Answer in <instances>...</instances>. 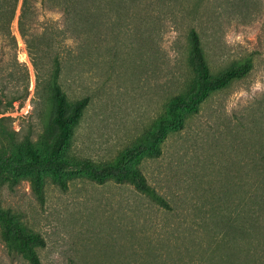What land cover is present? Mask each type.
<instances>
[{
    "label": "rangeland",
    "instance_id": "1",
    "mask_svg": "<svg viewBox=\"0 0 264 264\" xmlns=\"http://www.w3.org/2000/svg\"><path fill=\"white\" fill-rule=\"evenodd\" d=\"M102 2V27L90 38L96 50L85 51L81 61L72 53L77 35L53 2L29 4L25 35L22 0L11 22L8 10L0 17V205L45 238L38 249L42 264H188L198 257L187 251L188 230L195 241L209 239L199 223L211 208L212 191L228 177V165L244 150L236 131L250 110L264 104V0ZM192 29L201 35L212 75L248 58L253 68L212 92L183 129L158 140L160 156L141 152L135 159L170 208L129 183L112 176L100 181L67 163L66 155L117 160L166 115L172 96L195 88ZM56 58L70 102L89 96L90 103L53 158L45 142L51 145L58 133L47 87ZM28 140L46 151L39 166L43 200L32 188L31 167L18 164L32 160ZM0 264L31 263L10 253L0 234Z\"/></svg>",
    "mask_w": 264,
    "mask_h": 264
},
{
    "label": "trees",
    "instance_id": "2",
    "mask_svg": "<svg viewBox=\"0 0 264 264\" xmlns=\"http://www.w3.org/2000/svg\"><path fill=\"white\" fill-rule=\"evenodd\" d=\"M6 1L9 8L0 6V17L9 12V21L15 18L20 0ZM33 0H22L19 25L23 35V19L27 15V7ZM61 7L66 15L67 30L78 40L76 49L72 50L80 61L84 52L95 51L96 47L90 38L97 36L102 27V0H44ZM189 50L191 65L195 69V88L191 91H181L171 97L167 103V113L158 118L155 127L141 136L132 145L120 151L115 161L92 162L88 158H72L66 155V162L80 167L90 175L104 181L112 176L116 182L129 183L158 205L170 208L168 200L152 185L142 168L134 161L141 152H148L150 157L162 154V146L158 140L171 136L172 133L185 127L189 114L199 113L202 103L212 92L226 87L231 81L240 79L253 68L251 58L240 64L232 65L217 75L210 73V66L204 44L199 32L192 29L189 32ZM76 50V51H75ZM62 67L58 58L54 60L48 79L49 93L52 95L54 107V122L58 133L52 144L45 142L47 153L56 156L71 138L75 125L84 114L90 103V97L84 96L70 102L61 81ZM264 104L250 110L246 115L243 128L237 129L238 146L243 142L244 150L238 151L236 160L228 165L229 175L221 187L212 191L211 208L206 211L199 223V230L208 234L209 239L195 241L193 232L190 236L188 253L198 256L192 264H264ZM4 113V111H0ZM144 146V148H143ZM237 146V147H238ZM239 150V148H238ZM245 151V153H244ZM25 152L32 159L29 163H21L23 167L32 169V188L37 197L44 198L42 176L39 166L44 162L46 151L34 146L28 140ZM44 153V154H43ZM3 180H7L4 176ZM220 182V181H219ZM213 190V189H212ZM194 228L193 224L190 229ZM0 234L10 253H20L31 264H42L39 248L45 245V238L39 231L25 226L11 208L0 205ZM199 251V252H198ZM198 253V254H197ZM158 263V262H157Z\"/></svg>",
    "mask_w": 264,
    "mask_h": 264
}]
</instances>
